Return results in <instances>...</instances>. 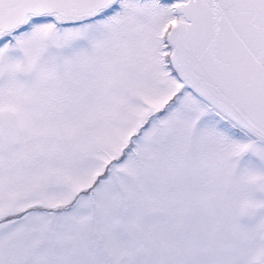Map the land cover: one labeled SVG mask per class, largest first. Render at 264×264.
<instances>
[{
    "label": "snow or ice",
    "instance_id": "snow-or-ice-1",
    "mask_svg": "<svg viewBox=\"0 0 264 264\" xmlns=\"http://www.w3.org/2000/svg\"><path fill=\"white\" fill-rule=\"evenodd\" d=\"M0 264H264V0H0Z\"/></svg>",
    "mask_w": 264,
    "mask_h": 264
}]
</instances>
